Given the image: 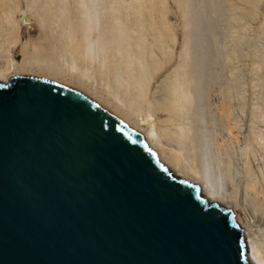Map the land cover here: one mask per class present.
<instances>
[{"label": "water", "instance_id": "obj_1", "mask_svg": "<svg viewBox=\"0 0 264 264\" xmlns=\"http://www.w3.org/2000/svg\"><path fill=\"white\" fill-rule=\"evenodd\" d=\"M232 211L88 95L0 82V264H250Z\"/></svg>", "mask_w": 264, "mask_h": 264}, {"label": "bare ground", "instance_id": "obj_2", "mask_svg": "<svg viewBox=\"0 0 264 264\" xmlns=\"http://www.w3.org/2000/svg\"><path fill=\"white\" fill-rule=\"evenodd\" d=\"M227 1L0 0V82L7 83L13 76L34 77L76 89L96 100L140 133L174 176L193 180L208 200L229 208L243 230L250 264H264V164L258 166L255 161L257 166L250 168L251 163L245 161L243 174L236 178L230 172L226 175L219 159L229 150L230 138H237L235 132L242 129V119L237 115L245 109L241 98L245 88L239 75L242 72L235 73L236 66L224 67L226 72L237 74L235 89L231 88L234 84L227 88V82L221 95L216 89L220 98L214 103L223 123L220 128L227 135L220 137L223 143L211 138L201 105L204 89L218 81H214L213 72L217 55L207 34H213L228 14L236 22L234 31L252 29L248 26L251 19L244 18L249 8L239 5L244 0H229L232 13H228L230 7L225 11ZM18 11L22 14L19 20L15 18ZM257 27L264 35V17ZM34 28L38 29L35 37H22ZM16 46L21 52L17 61L13 56ZM253 104L261 109L264 100H254ZM250 109L252 120L264 117V111ZM252 120L248 124L256 125ZM256 130V143L264 145V133ZM214 144H218L215 151L211 149Z\"/></svg>", "mask_w": 264, "mask_h": 264}, {"label": "rangeland", "instance_id": "obj_3", "mask_svg": "<svg viewBox=\"0 0 264 264\" xmlns=\"http://www.w3.org/2000/svg\"><path fill=\"white\" fill-rule=\"evenodd\" d=\"M252 1H254L255 2V0H244V1H242V3H240L239 5L240 6H242V7H244V8H249V9H251V10H249L248 9V12L246 13V14H250V12H252L253 13V15H252V13H251V15L252 16H254V15H256L255 16V19L251 16V15H249L248 14V16L246 15V17L244 16V18H246V20L248 19H251V21L249 20V24H248V26H250L252 29H247V30H243V33H242V30H238V32L237 31H234V29H237L236 27H235V20H234V18H232L228 13H232V4H231V2L228 0L227 2L228 3H226L225 2V4H227V5H224V8H228V7H230V8H228V13H226V14H228L229 16H230V18H229V16L228 15H226V16H224V18L225 19H223V20H221L220 21V23L217 25V27H216V29H215V31L213 32V34H207V38L209 39V38H212V39H209V41L210 40H212V47L214 48L213 50H215V55H217V56H215V66L213 67V72H214V75H215V79H214V81H216V79L219 81H216V82H212L210 85H212V86H210V85H207V87H206V89H204L205 90V92H204V94H203V97H202V101H201V105H202V107H203V109L205 110V118H206V122H207V124H206V126L208 127V129H209V133H210V136H212L211 138H213V137H215L216 139L215 140H219L221 143H223V141H221L224 137H226L227 135L225 134L226 133V131H224V129H221L220 127H222L223 128V123H221V121H222V119H221V117L219 116V114H218V112L216 111V107H215V103H216V101H218L217 99H219L220 98V95L222 94V93H220V92H222V91H225L227 88H228V86L230 85H233L234 84V86L233 87H231L232 89H235V84H236V82L237 81H235L234 82V80H236L235 78H236V75L234 74L233 75V73H230V72H226L225 70H224V67H234L235 68V66H236V70L237 71H235V73H239V71H241L242 73H239V75H240V79H241V81H242V83H243V87L242 88H245V89H242L243 90V94H241V98H242V105H244V106H242L243 108H245L241 113H237V115H239V116H242L244 113H247V114H244L245 116H247L246 118H245V116L243 115L242 117H239L238 116V118H240V119H242V120H240L241 122V130L240 131H237V132H235V134H239L238 135V137H240V138H238L237 137V135L235 136V137H237V138H230V140L229 141H231V142H229L228 140H227V142L228 143H231V144H229L228 145V148H229V150H230V152H231V154L232 155H230V152H228L229 150H227L226 151V153H227V155H228V159H229V162H227V158L225 157V156H227L226 155V153H221V155L219 156L220 158L219 159H221V164H220V166L222 167V169L224 170V172L226 173V175H228L229 176V174L231 175V176H233V174H234V176H237L236 178H239L240 176H241V174H243V169L245 170V168H243L242 169V167H244L245 165H243V163L246 161V162H248V163H251V165L250 164H248V166H250V168H252L253 167V165H262V164H264V145H262L263 143V140H259V138L257 139L258 140V142H261L262 144L260 145V143H256L257 141H256V136H255V134H254V132H255V130L256 131H261L262 130V132L264 133V117H260V118H255V119H253L255 122H253V120H252V118L253 117H251L252 115H250L251 113V109L250 108H252L255 112H257V111H260L261 112V110H262V112L264 111V106H261L260 105V107H261V109H258V108H256L257 106H255L254 104H253V101L255 100V101H258V102H260V101H262V100H264V62H263V60H264V56H263V54H264V46H263V43H264V35H263V32L261 33L260 31V29H259V27H257V25L260 23V21H261V19H263V17H264V0H258V2L255 4L254 2H253V4H251V6H250V4L249 3H252ZM230 2V3H229ZM246 2V3H245ZM259 3V4H258ZM231 6H230V5ZM21 6V9L22 10H24L25 9V5L23 4V3H21L20 4ZM227 8L225 9V11L227 12ZM231 10V11H230ZM263 11V12H262ZM21 12H17L16 14H15V18L16 19H20V17L22 16V14H20ZM254 13H257V14H254ZM258 16V17H257ZM228 17V18H227ZM257 18H258V20H257ZM230 19V20H229ZM254 19V20H253ZM227 20H228V22H227ZM247 20V21H248ZM253 20V21H252ZM256 20V21H255ZM253 22H255L254 24H253ZM257 22H259V23H257ZM227 23V24H226ZM257 24V25H256ZM220 27V28H219ZM254 27L256 28V29H254ZM253 33H252V32ZM256 31V32H255ZM37 33H38V29L37 28H34V29H32L31 30V33H28V32H25L24 33V35L22 36L24 39H28L29 38V36L30 35H32L31 37H35L36 35H37ZM231 33H233V34H231ZM238 33V34H237ZM251 33V34H250ZM34 35V36H33ZM208 35H210L209 37H208ZM241 35V36H240ZM259 35V36H258ZM243 36V37H242ZM30 37V38H31ZM238 37V38H237ZM262 37V38H261ZM237 38V39H236ZM252 38V39H251ZM214 39V40H213ZM217 39V40H216ZM248 39V40H247ZM258 39V40H257ZM244 40V41H243ZM241 41L243 42V43H241ZM255 42H256V44H255ZM260 42V43H259ZM215 43V44H214ZM239 43V44H238ZM241 44V45H240ZM251 44V45H250ZM248 45V46H247ZM263 47H262V46ZM216 46V47H215ZM244 46V47H243ZM253 47V48H252ZM256 50V51H255ZM261 50H263V53H262V51ZM15 51V52H14ZM217 51V52H216ZM221 51V52H220ZM239 51V52H238ZM245 51V52H244ZM241 52H243L242 54H241ZM223 55H221V54ZM13 56H14V59L17 61L19 58H20V56H21V52H20V46H16L15 47V49L13 48ZM219 54V55H218ZM246 56H245V55ZM233 55V56H232ZM244 55V56H243ZM262 55V56H261ZM239 56V57H238ZM256 57V58H255ZM261 57V59L259 60V58ZM263 57V58H262ZM229 58V59H228ZM258 58V59H257ZM226 59H228V60H226ZM241 59V60H240ZM236 62H235V61ZM233 61V62H232ZM240 61V62H239ZM250 62V63H249ZM254 62V63H253ZM256 62V63H255ZM262 63V65L263 66H261L260 64H258V63ZM224 63V64H223ZM236 63V64H235ZM253 63V64H252ZM231 64V65H230ZM250 65V67H248ZM251 65H253V66H251ZM237 66L239 67V68H237ZM255 66V67H254ZM261 68H260V67ZM218 67V68H217ZM263 67V68H262ZM216 68V69H215ZM241 68V69H240ZM254 68V69H253ZM223 69V70H222ZM259 70V71H258ZM219 71V72H218ZM245 71V72H244ZM227 73H228V76H227ZM231 74V75H230ZM244 76H243V75ZM233 75V76H232ZM219 76V77H218ZM221 76V77H220ZM226 76V77H225ZM235 76V77H234ZM243 76V77H242ZM227 79H229V80H227ZM233 79V80H232ZM263 79V80H262ZM244 81H246L247 82V85H245V83H244ZM253 81V82H252ZM227 82V83H226ZM229 82V83H228ZM255 82H257V83H255ZM225 83H226V85H227V88H226V85H225ZM252 83H254V84H252ZM219 84H220V86H221V88L220 87H218L219 86ZM224 85V86H223ZM250 85H252L251 87H250ZM209 86V87H208ZM246 86V87H245ZM249 86V87H248ZM253 86L256 88H253ZM223 87V88H222ZM258 87V88H257ZM262 87V88H261ZM209 88H211V89H209ZM213 88V89H212ZM224 88H226V89H224ZM250 88V89H249ZM216 89H217V91L220 93V95H219V93L216 91ZM221 89V90H220ZM224 89V90H223ZM249 89V90H248ZM253 89V90H252ZM207 90V91H206ZM210 90V91H209ZM220 90V91H219ZM245 90V91H244ZM215 93H214V92ZM246 91H247V93H246ZM250 91V92H249ZM261 91V92H260ZM211 92V93H210ZM256 93V96H255V93ZM250 93V94H249ZM254 93V94H253ZM262 94V95H259V94ZM216 96H215V95ZM248 94V95H247ZM252 94V95H251ZM258 94V95H257ZM210 96V97H209ZM254 97V99H252V97ZM259 96H261V98L259 97ZM206 97V98H205ZM249 97V98H248ZM251 97V98H250ZM256 97H259V99H257ZM216 98V99H215ZM248 99V100H246V99ZM246 100V102H245V100ZM251 99V100H250ZM261 99V100H260ZM250 100V101H249ZM215 102V103H214ZM244 102H245V104H244ZM250 103V104H249ZM249 105V106H248ZM252 105V106H251ZM254 105V106H253ZM247 106V107H246ZM208 109H207V108ZM214 107H215V109H214ZM211 108V109H210ZM257 110V111H256ZM208 111V112H207ZM210 112H212L213 113V115H212V113H210ZM216 114H215V113ZM235 112H237V110L235 111ZM239 112V111H238ZM244 112V113H243ZM211 114V115H210ZM218 115V116H217ZM249 115H250V117H249ZM216 117H219V120H220V123H219V120H218V118H216ZM249 118V119H248ZM261 118H262V120H261ZM246 119V120H245ZM212 120V121H211ZM249 120H252V123H254V124H256V125H252V124H248V122L247 121H249ZM261 120V121H260ZM218 121V122H217ZM246 121V122H245ZM214 122V123H213ZM243 123V124H242ZM246 123V124H245ZM249 123H251V122H249ZM248 124V125H247ZM263 124V125H262ZM215 125V126H214ZM245 125V126H244ZM261 127H259V126ZM244 126V127H243ZM252 126H254L253 128H252ZM217 127V128H216ZM249 127L251 128L250 130H248L249 129ZM220 128V130H218ZM245 128V129H244ZM247 128V129H246ZM252 129H253V131H252ZM255 129V130H254ZM213 131V132H212ZM217 131H219V132H217ZM224 131V132H223ZM243 131V132H242ZM245 131H247V132H245ZM253 132V133H252ZM211 133H212V135H211ZM215 133H216V135H215ZM224 133V134H223ZM242 133V134H241ZM243 133L245 134V135H243ZM247 133H248V135H249V138H247ZM219 134V135H218ZM222 134V135H221ZM214 135V136H213ZM224 135V136H223ZM241 135V136H240ZM243 135V136H242ZM251 135H253V136H251ZM218 136V137H217ZM223 138H222V137ZM254 136H255V139H252V138H254ZM220 137L222 138L221 140H220ZM242 137V138H241ZM244 137V138H243ZM235 139V140H234ZM245 139V140H244ZM234 140V141H233ZM249 140L250 141H252V142H250L249 143ZM243 143H242V142ZM254 141V142H253ZM237 142L239 143L240 142V144H237ZM245 142V143H244ZM247 142V143H246ZM237 144V145H236ZM245 144V145H244ZM215 145L216 144H214V146L212 145L211 147V149H215V150H217L218 149V144L216 145V147H215ZM232 147H231V146ZM234 145H236L235 147H234ZM239 145V146H238ZM247 145V146H246ZM221 146H223V145H221ZM230 146V147H229ZM234 147V149H236L237 150V148H238V150L236 151V152H234L233 150H232V148ZM244 147H247L248 149H245ZM250 147V148H249ZM227 148V149H228ZM242 148H244V150L242 149ZM214 150V151H215ZM240 150H243V151H240ZM238 151H239V153H238ZM256 151V152H255ZM223 152V151H222ZM242 153H244V154H242ZM246 153H248V154H246ZM224 154V155H223ZM240 154V155H239ZM253 154V155H252ZM217 155V154H216ZM234 155H235V157H234ZM239 155V156H238ZM244 157L245 156V158L244 159H241V157L242 156ZM241 156V157H240ZM246 156H248V157H246ZM216 157H218V155L216 156ZM232 157H234V158H232ZM239 157V158H238ZM242 157V158H243ZM261 157V158H260ZM227 159V160H226ZM240 159V160H239ZM260 159H262V160H260ZM248 160V161H247ZM252 162H251V161ZM260 160V161H259ZM250 161V162H249ZM255 161L257 162L256 164H255ZM240 162V164H242V165H238V163ZM242 162V163H241ZM258 162H260V163H258ZM235 163H237V164H235ZM254 163V164H253ZM218 164V165H219ZM229 164V165H228ZM231 164V165H230ZM256 165V166H257ZM240 167V168H237V167ZM231 167V168H230ZM228 168V169H227ZM228 171V172H227ZM237 171V172H236ZM230 172V173H229ZM236 172V173H235ZM242 172V173H241ZM229 173V174H228ZM238 173H239V176H238ZM249 249V248H248ZM249 252V251H248Z\"/></svg>", "mask_w": 264, "mask_h": 264}]
</instances>
